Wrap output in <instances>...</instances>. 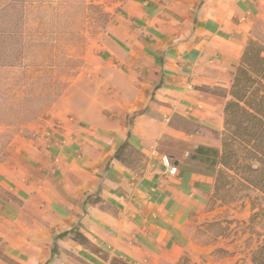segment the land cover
<instances>
[{"label": "crops", "instance_id": "1", "mask_svg": "<svg viewBox=\"0 0 264 264\" xmlns=\"http://www.w3.org/2000/svg\"><path fill=\"white\" fill-rule=\"evenodd\" d=\"M120 11L112 57L129 98L87 104L19 165H0V264H176L208 208L215 179L191 157L221 147L227 99L214 89L230 88L264 0H125ZM125 142L145 157L136 169L115 159ZM75 228L93 249L59 237Z\"/></svg>", "mask_w": 264, "mask_h": 264}, {"label": "rangeland", "instance_id": "2", "mask_svg": "<svg viewBox=\"0 0 264 264\" xmlns=\"http://www.w3.org/2000/svg\"><path fill=\"white\" fill-rule=\"evenodd\" d=\"M124 2L0 0V165H19L29 142L87 104L129 98L126 79L116 74L109 28ZM252 40L264 44V19ZM214 92L224 94L221 88ZM218 206L210 202L195 215L185 254L193 263L246 264L260 241L249 229L250 201Z\"/></svg>", "mask_w": 264, "mask_h": 264}, {"label": "trees", "instance_id": "3", "mask_svg": "<svg viewBox=\"0 0 264 264\" xmlns=\"http://www.w3.org/2000/svg\"><path fill=\"white\" fill-rule=\"evenodd\" d=\"M100 7L92 5L91 9ZM102 16L110 18L104 12ZM228 90L222 96L227 99L223 112V131L220 148L199 146L193 152L192 161L212 171L215 186L211 200L218 207L249 199L252 216L249 229L260 241L246 264H264V44L250 40L235 68ZM115 159L128 168L136 169L145 159L129 142L116 152ZM255 194L253 198L250 194ZM99 203V197L94 198ZM93 249L90 241L78 228L61 234ZM56 253L55 249L53 250ZM176 264L193 263L184 254Z\"/></svg>", "mask_w": 264, "mask_h": 264}, {"label": "built area", "instance_id": "4", "mask_svg": "<svg viewBox=\"0 0 264 264\" xmlns=\"http://www.w3.org/2000/svg\"><path fill=\"white\" fill-rule=\"evenodd\" d=\"M57 128H59V126H56L54 129L56 130ZM161 162L167 169V172L169 173V175L176 176V174H178V166H175L168 156L166 155L161 156Z\"/></svg>", "mask_w": 264, "mask_h": 264}, {"label": "water", "instance_id": "5", "mask_svg": "<svg viewBox=\"0 0 264 264\" xmlns=\"http://www.w3.org/2000/svg\"><path fill=\"white\" fill-rule=\"evenodd\" d=\"M175 165H178V163L176 162V164Z\"/></svg>", "mask_w": 264, "mask_h": 264}]
</instances>
